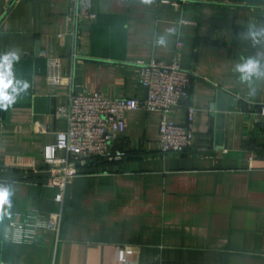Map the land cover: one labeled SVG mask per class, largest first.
I'll return each instance as SVG.
<instances>
[{
    "label": "crops",
    "instance_id": "0c3cea01",
    "mask_svg": "<svg viewBox=\"0 0 264 264\" xmlns=\"http://www.w3.org/2000/svg\"><path fill=\"white\" fill-rule=\"evenodd\" d=\"M69 1L0 0L11 81L0 99V264H264V77L249 84L236 71L249 57L264 65V37L248 35L264 28V0H93L97 17L75 33ZM44 51L60 57L64 83H47ZM176 58L193 77L172 118L184 123L195 105L191 146L164 153L161 113L132 110L112 143L123 156L89 159L59 203L44 150L66 127L56 113L69 93L144 97L138 65ZM60 209L59 241L44 227L17 238L13 220Z\"/></svg>",
    "mask_w": 264,
    "mask_h": 264
},
{
    "label": "built area",
    "instance_id": "2783aa9c",
    "mask_svg": "<svg viewBox=\"0 0 264 264\" xmlns=\"http://www.w3.org/2000/svg\"><path fill=\"white\" fill-rule=\"evenodd\" d=\"M98 15L93 0H70L67 17L69 27L76 32L83 20H92ZM183 42L178 41V47ZM50 68L46 78L49 84L64 83L67 77L62 72V61L49 55ZM139 81L146 87L144 97H110L98 90H72L66 104L60 105L58 117L65 120L64 130L57 132L56 142L48 144L44 157L51 163L49 184L58 188L55 199L63 204L67 188L91 158L108 160L121 158L123 152H115L113 141L127 129V115L132 110L159 111L161 113L160 144L164 153H179L188 149L194 139L193 122L196 107L188 105L186 121L178 123L172 118L173 109L190 100L192 71L183 67L179 58L171 62L152 59L138 65ZM64 151L65 154H60ZM62 209L52 212H31L24 222L13 220L20 241L35 240L36 230L44 227L56 234L59 241L63 227ZM123 260L125 254L121 255ZM1 264H14L2 262Z\"/></svg>",
    "mask_w": 264,
    "mask_h": 264
},
{
    "label": "clouds",
    "instance_id": "9594fccd",
    "mask_svg": "<svg viewBox=\"0 0 264 264\" xmlns=\"http://www.w3.org/2000/svg\"><path fill=\"white\" fill-rule=\"evenodd\" d=\"M248 35L252 38L253 43H258L257 37H264V28H260L258 31L249 28ZM159 43L163 44L164 40L161 39ZM236 71H238L241 76L240 79L242 82L251 83L253 78L264 77V65L261 64V61L249 57L244 60L243 63H240L236 66ZM5 84L11 86V81L8 79V73L6 71L0 70V99H3L7 95L5 91ZM254 94V93H253ZM8 191L7 189L0 188V206L7 202Z\"/></svg>",
    "mask_w": 264,
    "mask_h": 264
},
{
    "label": "water",
    "instance_id": "95a60500",
    "mask_svg": "<svg viewBox=\"0 0 264 264\" xmlns=\"http://www.w3.org/2000/svg\"><path fill=\"white\" fill-rule=\"evenodd\" d=\"M224 110H228V107L226 106ZM217 137L220 139V145L224 141L223 145H225V139L227 138V132H228V113L226 114H219V120H218V126H217Z\"/></svg>",
    "mask_w": 264,
    "mask_h": 264
}]
</instances>
